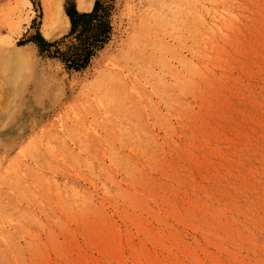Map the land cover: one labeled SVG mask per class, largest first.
Segmentation results:
<instances>
[{"label":"rangeland","instance_id":"374dc122","mask_svg":"<svg viewBox=\"0 0 264 264\" xmlns=\"http://www.w3.org/2000/svg\"><path fill=\"white\" fill-rule=\"evenodd\" d=\"M43 1L0 0V264H264V0H99L80 69L97 0Z\"/></svg>","mask_w":264,"mask_h":264},{"label":"trees","instance_id":"16d2710c","mask_svg":"<svg viewBox=\"0 0 264 264\" xmlns=\"http://www.w3.org/2000/svg\"><path fill=\"white\" fill-rule=\"evenodd\" d=\"M67 16L71 27L68 35L77 33L76 38L81 44L78 54L68 66L80 69L86 65L93 51L100 48L108 37V10L97 0L90 13L77 14L69 11Z\"/></svg>","mask_w":264,"mask_h":264},{"label":"bare ground","instance_id":"6f19581e","mask_svg":"<svg viewBox=\"0 0 264 264\" xmlns=\"http://www.w3.org/2000/svg\"><path fill=\"white\" fill-rule=\"evenodd\" d=\"M7 1L9 2V4L10 3L16 4L18 0H7ZM26 3L29 5V2L26 1ZM88 8H89V5L83 4L82 0L78 1V9L80 11H87ZM22 19L23 18H21V20ZM8 21H10V20H8ZM13 22H14V20H13ZM9 23L10 22H8V24ZM24 23L27 25L29 23L28 19H26ZM17 25H18V23H17ZM67 26H68V20L62 12L60 0H44L43 1V22H42L43 36L48 38V37H50L51 32L63 30L65 28H67ZM209 35H208V39H207V47L209 46V48H211V47H213L214 43L212 42L211 35L210 36ZM259 48L264 53V46H260ZM256 55H258V52H255V57H256ZM261 56H263V55L260 53V57L258 59V62H261V60H260ZM199 71H200V68L197 66L193 67V69H192V73L195 74L196 76H197ZM202 79L205 80L204 77H202ZM150 145H151V142H150Z\"/></svg>","mask_w":264,"mask_h":264}]
</instances>
